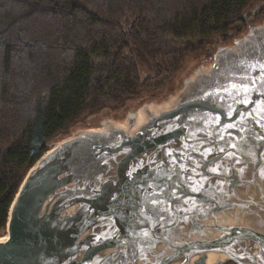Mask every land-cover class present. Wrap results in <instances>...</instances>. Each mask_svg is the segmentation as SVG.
Wrapping results in <instances>:
<instances>
[{"label":"water","instance_id":"obj_1","mask_svg":"<svg viewBox=\"0 0 264 264\" xmlns=\"http://www.w3.org/2000/svg\"><path fill=\"white\" fill-rule=\"evenodd\" d=\"M173 93L49 145L0 264H264V21Z\"/></svg>","mask_w":264,"mask_h":264},{"label":"trees","instance_id":"obj_2","mask_svg":"<svg viewBox=\"0 0 264 264\" xmlns=\"http://www.w3.org/2000/svg\"><path fill=\"white\" fill-rule=\"evenodd\" d=\"M263 16L264 0H0V236L52 141L87 115L174 92L191 54Z\"/></svg>","mask_w":264,"mask_h":264},{"label":"rangeland","instance_id":"obj_3","mask_svg":"<svg viewBox=\"0 0 264 264\" xmlns=\"http://www.w3.org/2000/svg\"><path fill=\"white\" fill-rule=\"evenodd\" d=\"M255 8L256 7L254 6L251 11L254 12ZM251 11H250V15L253 13ZM263 21H264V16L255 20V21L250 20L248 22L247 26L245 27L244 31H242V33L236 34V36L233 38L232 37L229 38V41H227L225 44H222V45L218 44L216 46L212 45V46H209V48L204 47L203 50H201V51L199 50V51L191 54L186 60L184 70L177 76V78H175V79H177L178 82L175 85V89L176 88L177 89L174 91V93L177 92L178 87L182 84V82L184 80H186L196 69H198L199 67H202L204 65L206 66L211 62L213 54L217 48L231 44L232 40L239 38L241 35H243L248 30V28H250L252 26L259 25ZM124 23L130 25L132 23L131 17L127 16ZM134 58L137 62L138 68L140 70V75L142 77L148 76L150 74V65H149L147 59H145L141 53H139L135 50H134ZM171 93H173V92H171ZM168 96H169V94H167L166 96H159L155 99H148V100H146V99H144V100L136 99L135 100L134 99V100L126 102L125 105L121 109H118L117 111H102V112H99V113L94 114V115H87V116L83 117L81 121L75 123V125H73L70 128L71 130L67 135L58 137L57 139L52 141L50 143V145L52 143L60 141L63 138H66L68 135L72 134L73 132H75L79 129L96 128L104 120H114V121L121 122L128 116L129 113L134 112L142 104H145V103H158L159 104L162 101H164Z\"/></svg>","mask_w":264,"mask_h":264},{"label":"flooded vegetation","instance_id":"obj_4","mask_svg":"<svg viewBox=\"0 0 264 264\" xmlns=\"http://www.w3.org/2000/svg\"><path fill=\"white\" fill-rule=\"evenodd\" d=\"M224 264H235V263L232 262V261H227V262H225Z\"/></svg>","mask_w":264,"mask_h":264},{"label":"snow or ice","instance_id":"obj_5","mask_svg":"<svg viewBox=\"0 0 264 264\" xmlns=\"http://www.w3.org/2000/svg\"><path fill=\"white\" fill-rule=\"evenodd\" d=\"M247 89H245V91H246Z\"/></svg>","mask_w":264,"mask_h":264}]
</instances>
